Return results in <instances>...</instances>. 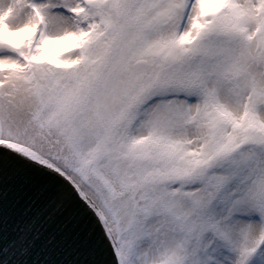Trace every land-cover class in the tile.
<instances>
[{
	"label": "snow or ice",
	"instance_id": "snow-or-ice-1",
	"mask_svg": "<svg viewBox=\"0 0 264 264\" xmlns=\"http://www.w3.org/2000/svg\"><path fill=\"white\" fill-rule=\"evenodd\" d=\"M0 264H264V0H0Z\"/></svg>",
	"mask_w": 264,
	"mask_h": 264
}]
</instances>
